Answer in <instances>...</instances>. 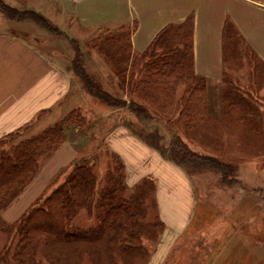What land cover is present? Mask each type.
Returning a JSON list of instances; mask_svg holds the SVG:
<instances>
[{"label": "crops", "instance_id": "1", "mask_svg": "<svg viewBox=\"0 0 264 264\" xmlns=\"http://www.w3.org/2000/svg\"><path fill=\"white\" fill-rule=\"evenodd\" d=\"M121 2L123 3L121 20L112 26L99 23L95 29L130 26V44L132 50L136 52L143 51L156 33L166 25L181 23L188 17L192 19L194 73L205 78L207 94L212 91L215 99H219L211 104L210 94L207 96L208 109L212 110L208 115L213 119L206 123V126H212L215 121L223 125H235L237 128L232 126V129L223 130L218 138L222 142L237 143V153L233 156H239L240 143L244 139L255 140L257 135L248 134L249 137L246 136L248 138L242 137L238 115H230L224 109L220 96L223 87L220 84L225 77L231 79L238 92L246 97L250 105L257 108L260 126L264 127V0H121ZM21 23L24 22L11 20L0 14V138L12 133H16L17 136L23 130H31V134L26 138L38 135L61 120L69 111L79 109L71 108L60 117L63 113L62 107L72 105L69 100L73 88L80 94L83 93L78 78L72 72L69 59L66 58L67 52H63L61 48L49 50L42 44V38H31L35 34L31 22ZM15 27L20 28L21 33L17 32ZM62 29L60 31L64 30ZM44 34L39 36L43 37ZM52 119H55V122L49 123L48 121ZM38 126L39 130L37 128L38 131H35L33 128ZM77 130L74 128L73 131ZM206 134L215 136L210 130H206ZM113 137L109 143L124 164L125 185L127 183L135 185L141 178L148 177L147 175L154 179L151 178L155 181L158 216L164 224L157 244L158 246L165 244L173 249L172 246L178 238H185L184 227L191 222L195 214L193 209L196 207L197 194L193 184L183 172L184 169L176 163L161 159L151 149L146 151L143 146L134 143L122 133H116ZM259 140L264 145V138ZM65 144L66 142L58 146L39 166L34 179L35 184H38L36 194L44 187L43 183L45 184L72 159L73 155ZM220 151L223 154L220 156L225 158L228 150ZM146 155H149L148 160L151 159L149 170L135 168ZM254 156L256 157L253 159L237 158L234 172L236 179L243 185L249 183L246 185L249 188L262 189L257 184L259 181L255 184L252 176L248 175L254 174L252 170L254 161L257 170L264 167V148ZM220 186L224 190L218 187L216 190L221 193V197L226 195L225 199H228L222 201L225 202L224 206L229 207L228 225L223 230L209 233L206 242L212 243L213 246H200V264H264V251L257 252L256 249L257 245L264 244V232L260 235L257 230L250 229L257 226L256 222H264V201L256 199L255 202L253 198L250 200V194L233 196L228 193L227 186L223 184ZM212 189L215 188L209 187V191ZM20 195L18 201L22 198ZM30 200L31 197L26 203L27 206ZM245 202L250 209L246 218L235 211ZM25 208L22 207L23 210ZM11 215L12 213L8 212L7 217L10 218ZM241 227L250 228L238 230ZM246 238L252 241L249 242Z\"/></svg>", "mask_w": 264, "mask_h": 264}, {"label": "trees", "instance_id": "2", "mask_svg": "<svg viewBox=\"0 0 264 264\" xmlns=\"http://www.w3.org/2000/svg\"><path fill=\"white\" fill-rule=\"evenodd\" d=\"M0 12L11 20L31 19L39 25L46 24L40 15L19 12L1 0ZM191 20L188 17L181 23L166 25L141 52L131 48L130 26L100 29L101 32L92 39L94 43L109 45L111 51L105 47L100 51L105 60L111 61L121 89L127 86L129 101L104 91L85 73L79 48L74 43L76 56L71 61L72 72L84 92L110 107L127 105L139 115L141 110L131 97L134 95L155 111L176 109L174 121L181 128L202 125L209 121L207 88L205 78L196 75L193 69ZM180 83L183 90L175 99ZM222 100L227 103V112L238 115L243 124L253 117L249 108L252 106L243 95L227 93ZM154 121L161 122L159 119ZM73 126L79 133L88 131L79 109L69 111L40 135L15 143L16 133L0 138V233L13 241L0 250V264H79L83 257L92 264H123L125 258L145 253L141 242L143 236L150 233L155 239L163 231L164 224L158 214L154 215L153 222L144 224L146 209H157L154 181L143 177L127 194L124 164L115 153L110 154L105 184L97 191L93 189L92 167L85 158L60 182V175L54 177L42 195L12 223L3 219L2 212L31 182L40 160L66 142V132ZM166 131L169 139L166 137L165 145L159 149L164 158L188 169H215L223 175L221 182L228 183L223 173L228 167L217 157L190 149L178 133ZM80 209L88 215L94 212L96 223L88 227L74 223Z\"/></svg>", "mask_w": 264, "mask_h": 264}, {"label": "rangeland", "instance_id": "3", "mask_svg": "<svg viewBox=\"0 0 264 264\" xmlns=\"http://www.w3.org/2000/svg\"><path fill=\"white\" fill-rule=\"evenodd\" d=\"M1 1L15 8L19 12H32L33 14L39 13L46 21L45 25H39L31 19H25L26 21L22 20V22L24 23L29 21L31 22V25H33L35 34H33L31 38H42V44L47 46L49 50L52 49L53 51H55L56 49L61 48L63 52H67L66 58L69 59L70 65L71 61L75 59L76 56L75 51L73 50V43L76 44L79 48L81 64L85 73L89 77H91V79L95 81L97 85L104 91L110 93L113 96H117L125 99L126 101H129L130 98L126 95L127 86L126 88H124V90L121 89L122 87L119 85L118 79L114 75L111 61L109 62L105 60L103 52L100 51V48L102 47H105L108 51H111L109 45L92 42V39L101 32L98 29H95V26H97V24L104 23L112 26L116 21L119 22L121 20V17L123 16V3L121 2V0H79L78 3L77 0H75V2L74 0ZM0 14L3 15L2 12H0ZM60 29H62L63 31H60ZM15 30L21 33L20 28H16ZM43 33H45L43 37L39 36V34L43 35ZM220 85L223 87L220 95L222 99L223 96L227 93H238L241 95V93H239L233 85L232 80L229 78L225 77ZM182 90L183 84L180 83L177 86L175 92V99L180 97ZM208 94H210L209 98L211 104L219 100L215 99V95L212 91ZM131 97L132 100L135 101L137 108L141 110V113L139 115H137V112H135L134 110H130V107H128L127 105L121 108L110 107L102 101L90 96L86 92L83 91V93L80 94V92L75 91V88H73L69 100L72 102V105H64L62 107L63 113L60 115V117H62L63 114L65 115V112H68L69 109L77 107L83 114L88 131L79 133L77 130V132H74V128L77 129V127L75 126L70 127L67 130V141L65 145L73 155L70 162L58 172H56L51 178H49L45 184L43 183L44 187L42 186L43 188L38 191L37 194L36 192L38 190V184H35L34 182L36 175L35 174L31 182L21 193L22 196H20L22 198L19 201L15 200L13 203H11L9 206L10 210L8 207L2 212L4 220L7 223H12L19 216L18 214L23 212L22 207L25 208L27 206L26 203L30 197L31 203L35 198L42 195L43 189L47 184L51 182L54 177L60 175L61 177L58 179L60 182L75 164L79 163L82 159L85 158L88 159L95 176V183L93 187L94 191H97L99 188H101L105 184V176L110 168V154L114 153L113 147L109 143V141L114 139L113 136L116 133H122V135H126L134 143L143 146L146 151L151 149L152 151L156 152V154L161 159L172 162L170 159L164 158L159 152L161 146L165 145L164 143H166V136L163 135L160 131L158 132L157 130H155V126H149L147 124L148 121L150 122L152 120L154 121L159 119L161 121L160 123L164 126L165 129L178 133L187 143L190 149L202 154L216 155L218 160L223 163V165H226L228 167V169H225L223 172L224 177L226 181H228V183L223 184L221 182V180L223 179V175L215 169H188L179 165L184 169L183 172L185 173V175L189 177L197 194L196 207L194 208L195 211L193 209V212L195 214L192 217L191 222L184 227L185 238H178L172 246L173 249H171L170 246L168 247V245L165 244H161L162 246H158L157 240L159 237L155 239L151 238L150 233H148V236H143L141 241L142 245L145 248V253L142 255L130 256L128 258H125L123 264H200V246L212 245V243L206 242L209 233L216 232V230H223L228 225L229 218L227 217V215L229 207L224 206L223 203L225 202H222L224 200L228 201V199H225L227 196L225 195L224 197H221V193L216 190L217 187L218 189H223L220 184H223V186H227L229 188L228 193H230L231 195L233 194V196H245L247 194H250V200H252L253 198L255 199V202L256 199H258L259 201H264V167H262L261 169L258 168L257 170L254 165V161L252 166L254 174L248 175L252 176V178L255 180L253 181L255 184L257 181H259L257 182V184L262 189L249 188L248 186H246L249 183L243 185L241 181L236 179L237 176L234 172V163H236L240 157H242L243 159H253L256 157L254 155L258 154L261 148H264V145L259 142V138H264V136H262L264 135V127L260 126L261 122L258 118L257 108L252 105V107H249L251 114L253 115L251 120L249 119L247 121H244V124L239 121V130H241V133H243L242 137H246L248 136V134L257 135V137L255 140H252L251 138V140L244 139V141L240 143V145L243 144L242 147H240V145L238 144L241 154L234 157L233 155L237 153V143L222 142L218 138V135H220L223 130L232 129L233 127L237 128L235 127V125H232V127L230 125H223V123L221 122L212 121L214 122L212 126H206V123L213 119V117L211 118L209 115V121L203 123L202 125H195L194 127H192V129L181 128L174 121L176 116V109H173V107L172 109L164 112L155 111L152 108L147 107L144 102H142L136 96L132 95ZM223 103L224 109L227 110V103ZM207 111L208 113L210 111L208 109V106ZM210 112H212V110ZM60 117H58V119ZM54 120L55 119H52L48 122L54 123ZM244 125L246 127H244ZM37 128L39 130V126L33 129L36 131ZM40 128L42 127L40 126ZM206 130L213 131L215 136L206 134ZM247 130L251 131V133L249 131L247 132ZM20 132L21 133H18L15 137L14 143L20 139L26 138L29 134H31V130H23ZM41 133L42 132L38 133V135H40ZM190 139H192V141H190ZM129 143L130 142H128V145ZM123 145L125 146V143ZM198 145L204 147L205 149L199 147ZM222 149L228 150L224 155L225 158L220 156L222 154L220 150ZM49 156H47L46 158H48ZM46 158L40 160V166L45 162ZM148 158L149 155H146L143 159L141 158L139 161L140 163L135 166V168L143 171H148L149 165L151 164V159L148 160ZM147 176L152 178L151 175ZM246 178L247 177H245V179ZM125 186L126 193L129 194L132 190L133 185L127 183V185ZM209 187L215 189L209 191ZM35 194L36 197L33 198ZM246 202L240 204L239 209H235L237 214H243L245 218L248 216V213L250 211V209L247 208ZM8 212L12 213L10 218L7 217ZM155 214H158V209L155 210L153 208H147L144 218V224L153 222ZM73 222L79 224L82 227L92 226L96 223L94 212L88 215L84 209H80ZM255 225H257L255 226V228H247H250L251 230H257L259 232L258 234L262 235V232H264V222L259 221L256 222ZM247 228L241 227L238 228V230H244ZM246 239L249 242L252 241L249 238ZM12 242L13 241L10 240L9 236L0 233V250L5 245L11 244ZM250 245L252 246V244ZM178 249H183V251H178ZM256 249L257 252L264 251V244H261V246L257 245ZM79 264L92 263H90L86 258L83 257ZM119 264L121 263L119 262Z\"/></svg>", "mask_w": 264, "mask_h": 264}, {"label": "water", "instance_id": "4", "mask_svg": "<svg viewBox=\"0 0 264 264\" xmlns=\"http://www.w3.org/2000/svg\"><path fill=\"white\" fill-rule=\"evenodd\" d=\"M149 126H155L157 127L158 129H160V131L167 137V139H169V135L166 131V129L164 128V126L160 123V122H157V121H150L147 123Z\"/></svg>", "mask_w": 264, "mask_h": 264}]
</instances>
